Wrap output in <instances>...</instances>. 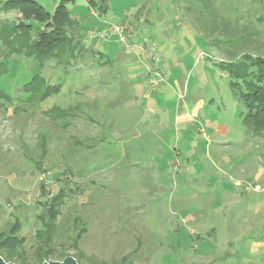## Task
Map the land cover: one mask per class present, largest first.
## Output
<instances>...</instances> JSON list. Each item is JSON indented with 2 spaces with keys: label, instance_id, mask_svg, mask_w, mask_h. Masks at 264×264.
Returning <instances> with one entry per match:
<instances>
[{
  "label": "rangeland",
  "instance_id": "374dc122",
  "mask_svg": "<svg viewBox=\"0 0 264 264\" xmlns=\"http://www.w3.org/2000/svg\"><path fill=\"white\" fill-rule=\"evenodd\" d=\"M7 1L0 24L18 23ZM34 1L54 13L62 0ZM107 5L67 2L77 48L60 63L0 42V237L18 222L24 239L2 258L264 264V138L243 126L246 108L219 65L237 51L224 19L246 28L239 58L264 60V0ZM33 24L32 41L46 29ZM135 61L152 67L142 87ZM36 76L60 92L30 100ZM50 206L59 215L44 245L36 232Z\"/></svg>",
  "mask_w": 264,
  "mask_h": 264
},
{
  "label": "trees",
  "instance_id": "16d2710c",
  "mask_svg": "<svg viewBox=\"0 0 264 264\" xmlns=\"http://www.w3.org/2000/svg\"><path fill=\"white\" fill-rule=\"evenodd\" d=\"M68 1L62 0L54 13H49L43 5L34 0H10L3 3L2 11L5 13L18 12L19 22L0 24V42L9 47L12 55H25L36 60L41 66L52 61L59 63L64 61L62 55L70 57V54H73L77 48L75 37L69 33L75 29V25L77 26V20L71 16L67 8ZM87 1L90 8H97L101 13H107L108 0ZM223 21L225 23L222 28L223 35L226 39L234 41L232 46L237 51L229 55L232 60L234 59L233 61L221 62L219 65L227 71L234 95L246 108L243 126L250 133L264 138V60L253 59L249 55L239 58L240 50L237 46L244 42L246 28L240 24L231 28L230 19ZM33 22L45 26L46 29L39 32L37 39L32 41ZM219 44L223 45L218 43L217 47ZM24 90L31 95L30 100L39 99L44 102L54 93L60 92L61 87L59 85L46 86L44 80L36 76L25 86ZM40 93H42L41 97L37 98ZM55 207H48L47 213L40 218L43 230L36 232V238L43 244L45 243L44 245L52 238L55 231V222L59 215V210ZM17 223L5 236L0 237V254L5 260L13 258L17 254L16 250L24 247L22 244L24 239L18 235L22 227ZM35 253L38 258L42 259L45 254L43 246H39ZM20 264H26V262Z\"/></svg>",
  "mask_w": 264,
  "mask_h": 264
},
{
  "label": "crops",
  "instance_id": "0c3cea01",
  "mask_svg": "<svg viewBox=\"0 0 264 264\" xmlns=\"http://www.w3.org/2000/svg\"><path fill=\"white\" fill-rule=\"evenodd\" d=\"M134 64L136 67L132 69V72L130 73L131 75L130 77L138 80L139 83L138 87H142L144 79L150 76L152 67H150L148 63L146 62L143 63L142 61H135ZM161 74L162 73L160 72L159 75Z\"/></svg>",
  "mask_w": 264,
  "mask_h": 264
},
{
  "label": "water",
  "instance_id": "95a60500",
  "mask_svg": "<svg viewBox=\"0 0 264 264\" xmlns=\"http://www.w3.org/2000/svg\"><path fill=\"white\" fill-rule=\"evenodd\" d=\"M0 264H14V263H8L6 262L2 256H0ZM44 264H79L77 260L73 257H67L64 261L59 262V261H49L45 262Z\"/></svg>",
  "mask_w": 264,
  "mask_h": 264
}]
</instances>
